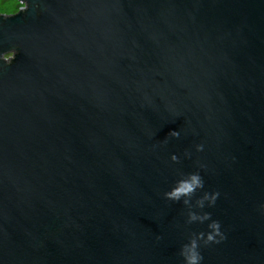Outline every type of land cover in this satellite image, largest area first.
Here are the masks:
<instances>
[{"label": "water", "instance_id": "water-1", "mask_svg": "<svg viewBox=\"0 0 264 264\" xmlns=\"http://www.w3.org/2000/svg\"><path fill=\"white\" fill-rule=\"evenodd\" d=\"M25 3L0 13V264H185L190 211L224 233L202 264H264V0ZM197 171L191 207L164 195Z\"/></svg>", "mask_w": 264, "mask_h": 264}, {"label": "clouds", "instance_id": "clouds-1", "mask_svg": "<svg viewBox=\"0 0 264 264\" xmlns=\"http://www.w3.org/2000/svg\"><path fill=\"white\" fill-rule=\"evenodd\" d=\"M25 0H0V13H11L17 11L19 8L25 7ZM8 56H14V52L8 53ZM173 135L178 136L179 132H173ZM198 148L202 149L203 145H199ZM173 160H177V156H172ZM204 180L200 172L188 173L181 178L171 190L166 191L164 195L175 201H180L183 199V203L191 207V198L194 193L199 189H203ZM219 197V192H204V194L199 197L196 201V206L203 208L207 202L210 205H214L217 198ZM190 221H208V231L199 232L194 234L190 241L182 246L181 254L184 257L185 264H202L203 256L200 252V242L209 243L212 241H217V239H223L224 233L221 230V223L219 220H214L211 218L210 212L199 213L196 211L189 212Z\"/></svg>", "mask_w": 264, "mask_h": 264}, {"label": "rangeland", "instance_id": "rangeland-1", "mask_svg": "<svg viewBox=\"0 0 264 264\" xmlns=\"http://www.w3.org/2000/svg\"><path fill=\"white\" fill-rule=\"evenodd\" d=\"M19 10H20V8L17 11H19Z\"/></svg>", "mask_w": 264, "mask_h": 264}, {"label": "flooded vegetation", "instance_id": "flooded-vegetation-1", "mask_svg": "<svg viewBox=\"0 0 264 264\" xmlns=\"http://www.w3.org/2000/svg\"><path fill=\"white\" fill-rule=\"evenodd\" d=\"M6 57V56H5Z\"/></svg>", "mask_w": 264, "mask_h": 264}]
</instances>
